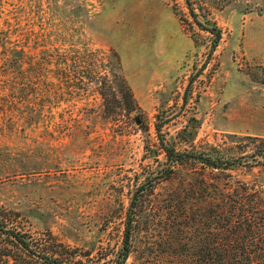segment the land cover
Listing matches in <instances>:
<instances>
[{
  "label": "rangeland",
  "instance_id": "374dc122",
  "mask_svg": "<svg viewBox=\"0 0 264 264\" xmlns=\"http://www.w3.org/2000/svg\"><path fill=\"white\" fill-rule=\"evenodd\" d=\"M203 1L0 0V205L24 231L112 258L129 200L158 166L144 156L157 116L176 148H215L232 165L185 166L157 183L127 264L175 261L182 225L194 236L241 194L264 196L253 152L264 138V0ZM212 23L221 37L209 53Z\"/></svg>",
  "mask_w": 264,
  "mask_h": 264
},
{
  "label": "trees",
  "instance_id": "16d2710c",
  "mask_svg": "<svg viewBox=\"0 0 264 264\" xmlns=\"http://www.w3.org/2000/svg\"><path fill=\"white\" fill-rule=\"evenodd\" d=\"M220 1L224 5L233 0ZM190 14L196 24L202 27L191 6ZM206 29L213 36L211 53L221 37V30L215 23ZM125 88L127 91L123 106L142 125L140 108L130 90ZM157 118L154 126L158 144L153 147L146 143L144 156H153L158 166L150 170L142 184L134 190L125 212L121 243L112 258H108L109 253L101 251L102 249L93 253L91 250L83 251L79 247L65 244L50 231L33 236L18 225L17 212L0 205V264H127L139 216L144 207V197L153 192L157 183L171 179L185 166L198 167L205 171L224 170L232 165L215 148H176L174 142L165 138L162 133L163 123L158 116ZM145 128L144 126V130ZM259 141L253 152L255 156L264 159V138H259ZM219 212L221 213H216L217 215H209L211 225L198 230L194 236H191L188 225H182L178 229V240L171 244L169 250L175 261L148 259L142 264H264V196L257 191L243 193L233 199L225 210ZM184 216L192 220V216Z\"/></svg>",
  "mask_w": 264,
  "mask_h": 264
}]
</instances>
